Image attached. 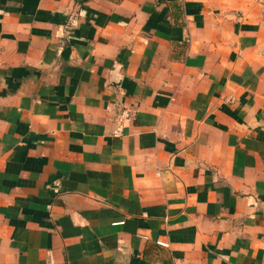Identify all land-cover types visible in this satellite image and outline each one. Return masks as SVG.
<instances>
[{
    "label": "crops",
    "instance_id": "1",
    "mask_svg": "<svg viewBox=\"0 0 264 264\" xmlns=\"http://www.w3.org/2000/svg\"><path fill=\"white\" fill-rule=\"evenodd\" d=\"M0 264H264V0H0Z\"/></svg>",
    "mask_w": 264,
    "mask_h": 264
},
{
    "label": "built area",
    "instance_id": "2",
    "mask_svg": "<svg viewBox=\"0 0 264 264\" xmlns=\"http://www.w3.org/2000/svg\"><path fill=\"white\" fill-rule=\"evenodd\" d=\"M127 114L125 113V112H122L121 113V116L123 117V116H126Z\"/></svg>",
    "mask_w": 264,
    "mask_h": 264
}]
</instances>
